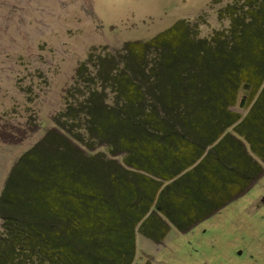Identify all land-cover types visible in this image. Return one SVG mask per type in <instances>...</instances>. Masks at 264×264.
<instances>
[{"label": "trees", "instance_id": "obj_1", "mask_svg": "<svg viewBox=\"0 0 264 264\" xmlns=\"http://www.w3.org/2000/svg\"><path fill=\"white\" fill-rule=\"evenodd\" d=\"M226 9L228 38L220 33L200 41L197 52L188 39V52L196 55L188 67L160 65L155 79L78 67L65 106L53 118L63 133L50 131L7 176L0 194V264H130L136 230L149 216L162 214L187 229L259 175L264 0H241ZM156 42L163 46L150 41ZM217 61L225 65L222 79L208 71ZM192 65L205 76L189 72ZM239 83L255 94L241 118L227 109ZM99 143L123 152L128 167L78 147Z\"/></svg>", "mask_w": 264, "mask_h": 264}, {"label": "rangeland", "instance_id": "obj_2", "mask_svg": "<svg viewBox=\"0 0 264 264\" xmlns=\"http://www.w3.org/2000/svg\"><path fill=\"white\" fill-rule=\"evenodd\" d=\"M240 1L0 0V194L24 152L50 131L63 133L53 118L64 108L80 65L96 74L104 67L109 76L125 69L136 79H155L160 65L188 67L196 56L188 52L189 40L197 52L200 41L220 33L228 38L226 8ZM135 49L139 57L129 53ZM215 70L222 79L225 65L217 61L208 71ZM189 72L201 77L196 65ZM105 91L112 102L111 89ZM250 93L239 83L227 109L243 117L255 98ZM78 147L84 155L100 154L105 162L128 167L124 153H112L105 143ZM257 161L259 175L190 229L176 228L159 213L149 216L136 230L130 264H264V163ZM3 223L0 214V238Z\"/></svg>", "mask_w": 264, "mask_h": 264}, {"label": "crops", "instance_id": "obj_3", "mask_svg": "<svg viewBox=\"0 0 264 264\" xmlns=\"http://www.w3.org/2000/svg\"><path fill=\"white\" fill-rule=\"evenodd\" d=\"M239 193V192H238ZM236 193L235 195H233L229 200H227L224 204H222L220 207L215 208L213 211H211L208 215L204 216L201 220L205 219L206 217H209V215L215 213L218 209H220L221 207H223L224 205H226L229 201H231L234 197L238 196L239 194ZM162 215V214H161ZM163 216V215H162ZM164 217V216H163ZM199 221L195 222L194 224L190 225L187 229H190L191 227H193L196 223H198Z\"/></svg>", "mask_w": 264, "mask_h": 264}]
</instances>
